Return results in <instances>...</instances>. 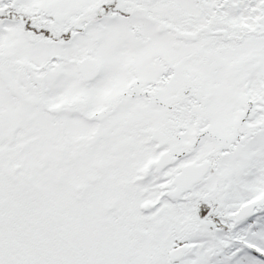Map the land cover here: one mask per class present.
<instances>
[{
    "label": "snow or ice",
    "instance_id": "6c2138e0",
    "mask_svg": "<svg viewBox=\"0 0 264 264\" xmlns=\"http://www.w3.org/2000/svg\"><path fill=\"white\" fill-rule=\"evenodd\" d=\"M0 264H264V0H0Z\"/></svg>",
    "mask_w": 264,
    "mask_h": 264
}]
</instances>
